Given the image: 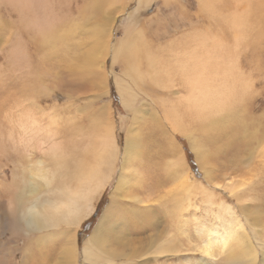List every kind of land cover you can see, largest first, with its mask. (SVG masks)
<instances>
[{"label": "rangeland", "instance_id": "1", "mask_svg": "<svg viewBox=\"0 0 264 264\" xmlns=\"http://www.w3.org/2000/svg\"><path fill=\"white\" fill-rule=\"evenodd\" d=\"M210 1L170 0V3H167L165 0H146L141 3L140 0H98L99 7L94 6L95 0H40V2H34L38 9L41 4L43 5L39 10V15L42 18V23L50 29H26L25 25L29 24L32 12L25 7V18H22L18 11L0 1V140L5 143V145L3 144L5 148L12 153L9 157L0 153V170L2 171H0V219H3L0 227V264H45L46 262V264H69L71 260L66 257V254H69L68 250L71 248V234L74 235V246L76 247V257L72 264H88L84 259V244L99 225L105 210L112 201L111 193L117 185V179L122 175L125 164L129 166L127 168L129 172L125 171L124 175L126 173L127 175L124 187L119 192L121 208L118 209L120 211L116 229L124 231L125 240L134 242L135 247H141L140 256L127 260L120 255V251L112 253L114 250H122L123 247L116 245L114 240H109L102 244V249L108 253L110 259L98 260L91 264H145L146 259H150L147 264H200L201 260H206L204 264H229L227 251L220 249L221 244L220 246L219 243L216 244L215 255L206 257L198 244H203L210 235L209 233L213 231L214 236L218 235L223 229L220 223L227 221L230 217V219L233 218L232 223L239 222L235 227L236 232H240L242 229L247 233L248 236L245 237L247 246H250L252 242L257 247L256 264H264V114H262L264 113V0H251L249 12L243 13L246 16L244 29H247V39L238 43L230 35L225 22L231 13H236L243 5L236 6L232 0H213L216 6V15L212 16L209 9ZM136 9L138 10L136 11ZM19 18L24 20V29L16 27L20 23ZM129 25L135 26L138 36L142 39L146 38V45L148 49H151L153 55L165 57L164 71L168 72L164 74L161 82L168 84L165 83L163 87L158 85L157 88L154 81L151 80L148 56L141 60L145 73L142 80L138 79L140 85L135 82L134 74L123 60H113L114 42L125 36V30ZM102 27L109 29H99ZM224 28L225 30H220V34L225 35L224 43L228 49L221 50L222 53L226 57L230 53L229 58L230 60L236 59L235 63L238 64L242 77L246 76L249 79L251 77L255 83L254 88L251 87L250 90L257 92H252V94L250 92L249 97L245 96L247 108L250 109L248 114L252 119L262 122L258 123L261 126L260 133L263 132V134L260 135L258 130L259 138L255 140L247 138L246 132L254 131L257 127L249 126L246 129L233 122L234 125L231 128L229 126L227 129L223 128L217 131H211V129L202 131L199 129L196 119L188 117L186 114H180L182 124L188 125L189 132H192L190 135L187 133L184 135L182 132L180 134V132L174 131L170 121L165 117L168 115L165 114V105L170 103L169 99L171 98L175 104L179 105V100L183 95L182 91L176 95L167 93L171 90V79L166 80V78H170L172 70H170L172 68L170 64H173L174 60L176 61L175 58H178L175 50L181 51L184 44H190L191 34ZM193 29L196 31L190 32ZM11 31L14 32V35L11 34ZM46 31H55L59 39L57 41H37L36 38ZM6 36L9 38L7 39ZM6 41L7 43L4 45ZM109 47L112 48V51L107 55L106 66L102 64L103 59L100 61L99 58L100 62L98 61L99 65L96 66L95 74L86 71L83 55L94 52L103 57L104 53L110 49ZM84 71L90 76L89 78L86 77ZM98 75H101V78ZM176 75L178 76V74L172 76L173 83L179 88L181 86L180 78H174L177 77ZM117 79H120L121 89ZM91 80L94 82L91 83ZM128 80L134 85V93L136 94L137 91L136 95L141 93L137 100L133 99L131 95H127L131 102V108L123 102L124 94L131 91ZM94 84L95 86H93ZM134 102L136 103L134 104ZM59 110L65 112L64 118H62L63 113ZM153 110H158L161 115L156 117ZM56 112L61 115L57 113L56 116ZM72 115L76 119L73 120L74 123ZM61 121L62 124L64 123L63 125ZM76 121H82L83 124ZM41 126L44 127L43 130ZM78 127L80 128L78 129ZM110 128L114 129L115 138L119 143L118 158L114 170L110 172L111 168L107 171L110 174L109 178L107 177L106 188H103L99 196L95 197L96 206L94 205L88 216L82 218L81 223L75 225L70 221V223L62 221L55 226H47L40 230H28L23 221H17L16 215L12 214L11 210L15 205L13 203L16 202L19 181L25 182L24 177H30V165L33 162L42 161L41 168L44 175L41 177L38 195L41 198L38 201L43 205L49 200L52 202L55 197L60 195L58 190L61 191L64 185H76L75 174L79 173L81 168V163L77 161L84 160L82 162L88 165L94 163L93 155L88 152V145L94 148L98 142L97 139L101 137L100 134ZM241 130H246V132ZM57 135H61V137H57ZM128 135L134 138L133 153L131 160L129 158L124 160L125 150L123 147L125 137ZM56 137L61 139H56ZM16 141H24L22 149L18 148ZM193 141L197 142L198 147L193 145ZM52 144L59 146H55L57 147L55 148ZM174 144L175 147H173ZM48 147L54 151L49 153ZM134 149L137 150L139 161L137 157L136 159L133 157ZM15 151L17 152L15 153ZM22 152L27 155L26 160L21 158L24 156ZM54 152L56 155L64 157L62 161L64 170L62 167L58 168L61 170L57 172L58 177L55 173L56 182H58L56 184L52 178L54 169L50 163ZM44 156H47L48 159H45ZM179 157L187 166L185 174H189L188 177H183L184 180H181L177 176L178 173L174 171L176 167L174 160H178ZM21 160L27 167L22 169ZM169 165L173 166V170L169 169ZM206 168L211 172V180L206 178ZM22 173L26 174L22 176ZM43 178H49L52 181L43 180ZM62 179L64 182L61 184ZM51 183L52 185H50ZM191 183L196 187L194 186V189L189 191L188 188L192 187ZM21 185L23 184L21 183ZM204 187L208 188V192H205L204 189L207 188ZM35 199L36 197L33 198V200ZM226 205L232 207V212H229L231 211L229 206V209L224 208ZM223 209H227L228 212ZM142 214L145 216V225L142 223L144 219ZM226 217L228 218L226 219ZM151 220L157 221L155 224L161 232V235L157 236L161 240L171 236H175L177 239L181 238L183 246L177 253L171 254L173 252L171 251L166 255H157V258L154 256L155 240L149 247L152 236V227L149 225ZM137 222H141L143 226L136 227ZM211 228H214L213 231L210 230ZM178 230L182 231L183 235L178 236ZM141 237L145 239H143L144 243L138 242V238ZM41 251L42 253H40ZM43 256L48 257L44 258ZM207 259L209 260L207 261Z\"/></svg>", "mask_w": 264, "mask_h": 264}, {"label": "bare ground", "instance_id": "2", "mask_svg": "<svg viewBox=\"0 0 264 264\" xmlns=\"http://www.w3.org/2000/svg\"><path fill=\"white\" fill-rule=\"evenodd\" d=\"M0 1H3V2L7 3L11 8L15 9L16 11H18L19 15L22 18H25V14H24L25 7H27L32 12V15L29 18V24L25 25L26 29H50L48 26H45V24L42 23V18H40V15H39V10H40V8L43 5L41 4L39 9H38V7H36L34 5V2H40V0H0ZM145 1L146 0H140L141 3L145 2ZM165 1L167 3H170L169 2L170 0H165ZM232 3L234 5H236V6L240 5V4L243 5V7L239 8L236 13L235 12L231 13L230 17L225 22L227 27L229 28L230 35H232V38L238 43V42H242V41L247 39V29H244L246 27V16L243 13H248L249 12L251 0H232ZM0 4H1V2H0ZM94 6L99 7L98 0H95ZM209 9H210L211 15L215 16L216 15V6H215V2L213 0L210 1V8ZM137 10L138 9H136V11ZM47 14L49 15V13H47ZM3 17H5V16H3ZM19 19H20V23H18L16 25V27H17V29H24V20L21 19V18H19ZM11 25H14V24H11ZM58 27H59V25H58ZM99 29H109V28L102 27V28H99ZM220 30H225V28L224 29H219V30L209 29L208 32L199 31V32H196L194 34H191L190 35L191 43L190 44H184L183 50L181 49V51H184V52H181L179 49L175 50L176 51V57H178V58L180 57V59L175 58L176 61L174 60V63L170 64L172 66V68H170V66H169L170 70L171 69L172 70H171V74L169 75L170 78H168V79L166 78V80L171 79L170 82H171V90L172 91L170 90L167 93H168V95L169 94H175L176 95L178 93H181V91H182L183 95L181 96L180 100L178 99L179 103H180L179 105L175 104V102H173L171 98L169 99L170 100L169 104L167 103L165 105L166 102L163 103L165 105V111H166L165 114H168L167 116H165V115L164 116L167 117V119L170 121V124H171L173 130L177 131V132H180V134L184 133V135H185V133H187V135H190V133H192V132H189V129L187 127L188 125L186 126L185 123H184L185 124L184 125V124H182L183 122H181L180 114L181 115L182 114H186L188 117H193L194 119H196L197 123L199 124V126H198L199 129H201L202 131H205L206 129H208V130L211 129V131H217V130H220V129H223V128L227 129V128H229V126L231 128L234 125L233 122H236V124L240 125L241 127H245L246 129L249 126L257 127L256 130L251 131L249 133L246 132V130L245 131L241 130L244 133L246 132V135H248L247 138H250L251 140H255V139L259 138L257 132L259 130V133H260V130H261V126H259V123H258L260 121H256V120L252 119L250 117V115L248 114V113H250V109L247 108L248 107V105L246 104V100L247 99L245 98V96L246 95L248 96V94L251 92L250 89H251V87L255 86L254 85L255 83H253V81H252L253 78H251V77H250V79L247 78L245 75L244 76L246 78L242 77L243 75L240 72V68L237 66L238 64L235 63L236 59L233 58V60H230V58H229L230 53H228V57H226L222 53L221 50H227L228 47L224 43L225 35L220 34ZM193 31H196V29H193L190 32H193ZM11 34L14 35V32L11 31ZM8 38L9 37H7V39ZM57 39H59V37L57 36V33L55 31L43 32L42 34H40L36 38L37 41H52V40L57 41ZM145 39L146 38L142 39L140 36H138L137 30L135 29V26L129 25L128 29L125 30V36L121 40L114 42L113 51H112V48L109 47L110 49H108L104 53L103 57L102 56L100 57L98 55V53H94V52H92V53L88 52L86 55H83L84 56L83 57L84 68H85L86 71L95 74L96 66L98 64L99 58H100V61L103 59V63L102 64L104 66H106V64H107L106 63L107 55L112 51L113 60L114 61L115 60H123L124 64H126L128 66V68H129V70L134 74V76H135L134 80L138 84V79L142 80L144 78V73H145L143 68H142V61L141 60L145 56H148V61L150 63V66H149L148 70H149V72H151V76H152L151 80L154 81V83L156 84L157 88L159 87L158 85L163 87L164 84L167 83V82H161L164 74L166 72H168L166 70L164 71V66L166 65V59H165L164 56H159V55H155V54L153 55V53L151 52V49H148ZM5 43H7V41L4 42V45H5ZM9 45H8V47H9ZM12 49H13V47H12ZM12 49H11V51H13ZM170 49H171V47H170ZM7 50H9V49H7ZM23 51H24V49H23ZM99 51H101V50H99ZM13 52H15V51H13ZM11 54H13V53H11ZM180 54H181V56H180ZM220 57H225V58H220ZM14 60H15V58H14ZM123 67H125V66H123ZM80 69H81V67H80ZM123 70H124V68H123ZM86 71H84L86 73L85 75H86V77L89 78L90 76L87 75ZM103 72H104V70H103ZM1 73H2V71H1ZM97 73H98V71H97ZM244 73H245V71H244ZM104 74H106V73L104 72ZM175 74H178V76L176 75L177 77H174V78H180L181 86L179 88L176 87L175 83H173L172 76L175 75ZM98 76L100 77L101 75H98ZM104 79H106V78H104ZM92 80H91V83L94 82V81L92 82ZM117 80H119L118 84H119L120 89H121V85L122 84L120 83V79H117ZM145 80H146V77H145ZM163 80H165V79H163ZM177 80H179V79H177ZM128 81L130 83V84H128V86L131 88V91L130 92L127 91L128 92L127 94L126 93L124 94L125 91L123 92V94H124V96H123L124 97L123 98L124 101L123 102L126 104L127 107L131 108V105H130L131 102H130V99H128L127 95H131L133 97V99L137 100V97L141 93L139 95H136L138 91L135 94L134 93L135 90L133 91L134 85L131 83L130 80H128ZM100 82H101V80H100ZM105 82H106V80H105ZM115 82H116V80H115ZM124 84H125V82H124ZM98 85H97V87H98ZM105 85H106V83H105ZM138 85H140V84H138ZM93 86H95V84ZM106 87H108V85H106ZM130 88H125V89L129 90ZM169 89H170V87H169ZM139 91H142V90H139ZM164 92H165V90H164ZM252 92H257V91H253L252 90ZM252 92H251V94H252ZM258 92H259V89H258ZM251 94H249V95H251ZM6 95L7 94H5V96ZM253 95H254V93H253ZM98 96H100V95H98ZM2 97H4V96H2ZM159 97H160V95L158 96V98ZM164 97H166V96H164ZM168 97H170V96H168ZM176 98H178V97H176ZM7 99H8V97H7ZM165 101H167V99H165ZM171 101H172V103H171ZM135 103L136 102H134V104ZM151 104H153V103H151ZM161 105H162V103H161ZM140 108H141V106H140ZM153 108H154V106H153ZM137 109H139V108H137ZM161 109H163V108H161ZM60 111L61 110H59V112ZM133 111H134V109H133ZM45 112H47V111H45ZM59 112H56V116H57V113H59ZM153 113H154V115H156V117H159L161 115V114H159L160 112L158 110H155V111L153 110ZM64 114H65V112L62 114L63 115V117L61 116L62 118H64ZM73 114H75V113H73ZM262 114H264V113H262ZM67 116H69V115H67ZM72 116H73V119L72 118L71 119L73 121L75 118H74V115H72ZM76 116H77V114H76ZM53 119H55V118H53ZM111 119H112V117H111ZM59 120H63V119H59ZM184 121H185V119H184ZM76 122H80V121H76ZM50 123H47V124H50ZM73 123H74V121H73ZM260 123H262V122H260ZM33 124H34V122H33ZM61 124H62V121H61ZM69 124H70V122H69ZM69 124H68V126H69ZM81 124H83V123H81ZM2 126H3V124H2ZM47 126L49 127V125H47ZM58 126L60 127V125H58ZM80 127H78V129ZM192 127H194V126H192ZM56 128H58V127H56ZM172 128H170V129H172ZM43 129H44V127H42V130ZM199 129H198V131H199ZM72 130L76 131V129H72ZM139 130H140V128H139ZM234 132H236V131H234ZM3 133H5V131H3ZM34 133H36V132H34ZM30 134L32 135V132H30ZM45 134H47V133H45ZM262 134H263V132L260 133V135H262ZM100 135H101V137L99 136L100 138L97 139L98 142H96V145H95L94 148L91 145H88V147H89V151L88 152L93 155L94 163L91 164V165H88V164L82 162L84 160L77 161V162L81 163V164L79 163L81 168L79 169V173L76 172V174H75L76 178H77L76 185L75 186H65L63 184L64 186L61 188V191L58 190V193L60 195L55 197V199L52 202L49 200V198L48 199L46 198L47 200H49V202L46 201L47 203L45 202L46 203V204L44 203L45 205H43V203L38 201V199L41 198V197L38 196L39 192H40L39 191V186H41V184H40L41 177L44 175V172L42 171V168H41L42 161L33 162L30 165V167H29L30 177L29 178H25L24 177V179L26 180L25 182H23V181L22 182L19 181V183L17 182L18 183V190H17L16 199H15L16 202L13 203L15 205H13L12 210H11L12 214L16 215L17 221L21 220V221H23L25 223V226H26L25 228L26 229L28 228V230H40V229H42L44 227H47V226H51V225L55 226L56 224H58V223H60L62 221H66V223H67V221L68 222L70 221L73 225H75V224H78L81 221L82 218H84L85 216H88V214L91 213V210L94 208V205L96 203V201L94 203L95 197L99 196V194L101 193L103 188H106L105 185H106V183L108 181L107 177L109 178V174H110L107 171H109L111 168L112 169L110 170V172L114 170L116 162H117V158H118L117 154H118L119 143H118V140L115 138L114 129L110 128V129L106 130L105 132H103ZM2 136H4V135H2ZM16 136H18V135H16ZM22 136L24 137V135H22ZM45 136H48V135H45ZM59 136L61 137V135H59ZM59 136L57 135V137H59ZM77 136H79V135L77 134ZM171 136H173V135H171ZM57 137H56V139H61V138H57ZM125 138H126V140H125L124 147H123L124 150H125L124 160H125V158H129L131 160L132 153H133V139L134 138H132L131 135H128ZM10 139H12V138L10 137ZM77 139H78V137H77ZM24 141L23 142L22 141H20V142L16 141L18 148H21L22 146H24ZM76 142H74V143L72 142V143L75 144ZM3 144L5 145V143H2L1 140H0V153H3V155H5L6 157H9L10 154H12V153L9 150H7ZM53 144H52V146H53ZM69 145L70 144H68V146ZM193 145L195 147H198L197 142H195V141H193ZM55 146L58 147L59 145H55ZM55 146H53V147H55ZM176 146H178V145H176ZM57 147H55V148H57ZM70 147H71V145H70ZM173 147H175V144H174ZM64 149H65V147H64ZM64 149H61V150H64ZM72 149H74V148H72ZM135 149H134L135 155H133V157L136 159L137 150H135ZM28 150H26V151H28ZM31 150H32V148H31ZM33 150H35V149H33ZM47 150H50V151H48L49 153L54 151V150L51 151L52 150L51 148H49ZM16 152L17 151H15V153ZM66 152H67V150H66ZM74 152H76V150ZM85 152L87 153V151H85ZM26 153L28 154V152H26ZM86 153H84V154H86ZM22 154L24 155L23 152H22ZM22 154H21V156H23ZM30 155H32V154H30ZM26 156L27 155H24L21 158L23 160H26L27 159ZM44 157H46L45 159H48L47 156H44ZM52 157L53 158L50 161V163H51V165L53 166V169H54V172L52 174V176H53L52 178H54V181H55L54 183L56 184V183H58V182H56V176L58 177V173L57 172L61 171V170H58V168L62 167V169H63L62 161H63L64 157H62V155H58V154L56 155V152H54L52 154ZM12 158H14V157H12ZM18 158H19V156H18ZM49 158H50V156H49ZM137 159H138V157H137ZM140 159H142V158H140ZM23 160H21V162L23 163L22 164V169L27 167V166H25V163L23 162ZM15 161H16V159H15ZM15 161H14V163H15ZM138 161H139V159H138ZM5 163H6V161H5ZM11 163H12V161H11ZM174 163H175V166H176L174 171L176 173H178L177 176L180 177L181 180L183 179L184 176H187V175L189 176L188 173L185 174V169H187L186 168L187 166H186V164L184 163V161L180 157H179L178 160H176V161L174 160ZM102 165H103V167H101ZM20 166H21V164H20ZM52 166H51L50 170L52 169ZM169 166H170L169 169H171L173 167L171 165H169ZM14 167H16L15 164H14ZM128 167L129 166L126 165V164L123 167L122 175H120V177L117 179V182H116L117 185L114 188L113 192L111 193V196H112L111 200L112 201L110 202L109 206L105 210V212H104V214H103V216H102V218L100 220L99 225L94 229L93 233L90 235V237L86 240V242L84 244V247H83L84 259H85V261L88 264H91V262H95V261L102 260V259H107V260L110 259L109 256H108V253L102 249V247H103L102 244L107 242V241H109V240H114L113 242H115L116 245H119L120 247H123L122 250H120V249L119 250H114L112 253H115V252L117 253V252L120 251V255H122L127 260L133 259L135 257L138 258L140 256V252L139 251L141 250V247H139V246L135 247L136 244H134V242H131L129 240H125L124 231H122V230L120 231V230L116 229L118 227L117 226L118 225L117 220L119 218L118 216H119V211H120L118 209L121 208V206L119 205L121 203L119 192L123 190L124 182H125V178H126L127 173H126V175H124V174H125L126 170H127V172H129V170L127 169ZM17 168H19V167H17ZM2 169H4V168H2ZM76 170H77V168H76ZM172 170H173V168H172ZM74 172H75V170H74ZM55 173H56V176H55ZM63 173H64V171H63ZM205 173H206V178H209V180H211L212 176H211L210 170L206 168L205 169ZM24 174H26V173H24ZM24 174L22 176H24ZM27 174H28V172H27ZM10 175H11V173H10ZM45 179L46 178H43V180H45ZM67 179H68V177H67ZM46 180L49 181L50 179L48 178ZM63 180L64 179H62V181L60 180L61 184L64 182ZM50 181H52V180H50ZM195 182H197V181H195ZM21 183L23 185H21ZM71 183H73V182L71 181ZM47 184L48 183H46V185ZM15 185H16V183H15ZM50 185H52V183ZM191 185H192V187L188 188L189 191H192L194 189V186L196 187V185H193V183H191ZM191 185H188V186H191ZM201 188H203V187H201ZM204 188H207V187H204ZM53 190H55V189H53ZM198 190L200 191V189H198ZM204 190H205V192L206 191L208 192V188L204 189ZM204 190H201V191L204 192ZM52 191H51V193H52ZM232 192H234V191H232ZM58 193H56V194H58ZM28 194H29V196H28ZM41 195H44V194H41ZM55 195H53V196H55ZM37 196H38V198H37ZM34 197H36L35 200H33ZM45 197H46V195H45ZM212 197H214V196H212ZM133 203H135V202H133ZM10 206H12V204H10ZM228 206L229 205H226V206H224V208L225 207L227 209L230 208L231 211H229V212H232V207L229 206V208H228ZM227 209H223V211H226ZM128 210H129V208H128ZM227 212H228V210H227ZM12 214H11V217H12ZM142 217H144L142 223L145 225L146 223H144L145 222L144 214H142ZM227 218L228 217H226V219ZM230 218L227 221H222L221 220L222 223H220V224H222V228L223 229L221 228L222 231H220L218 233V235L214 236L213 229L215 227L211 228L210 230L213 231V232L209 233L210 235H208V238H206L205 242L203 244H198V247L205 254V257L207 255H209V256L211 255L212 256V255L216 254V250L217 249H215V246H216L217 243H219V246H220V244L222 246V247H220V249H222V251H225V250L227 251V259H228L227 262L229 261L230 262L229 264H245V263L256 264L257 259H258L257 247L251 241H250L251 242L250 246H247L246 239H245V237L248 236L247 233H245V231L242 230V229L240 230V232H236L235 227L238 225L239 222L237 224L236 223H232L233 221L231 222V220H233V218L232 219H230ZM236 218H238V217H236ZM223 219H224V217H223ZM239 221H241V220H239ZM2 222H3V219H0V227L2 225L1 224ZM149 222H150L149 225L152 227L151 243L149 244V247H151L152 242L155 240V245L156 246H155V251H154L155 255L154 256L156 258L158 257L157 255H159V256L160 255H166L167 253H169L171 251H173V252H171V254L177 253L179 251V249L182 248V246H183L182 240H181L180 237H178V236L183 235L182 231L178 230V234H179L177 236L178 239L175 236H171L170 238L161 240L160 238H158L159 236H157V235H161L160 230H158L157 225L155 224L157 221L155 222L154 220H151ZM201 222H203V221H201ZM211 222L213 223L212 220H211ZM219 222H220V219H219ZM217 223H218V221H217ZM4 224H3V226H4ZM207 224L210 225L209 223H207ZM220 224L218 223V225H220ZM226 224H228V225H226ZM234 224H235V226H234ZM240 225H241V223H240ZM60 226H61V224H60ZM142 226L143 225L141 224V222H137L136 227H142ZM211 226L213 227V225H211ZM211 226H209V227H211ZM1 229H3V228H1ZM206 231H208V230H206ZM27 233H29V232H27ZM199 236H200V233H199ZM143 239L141 237V238H138L139 241L138 240L137 241L140 242V243H144L145 239L144 240ZM183 239H185V238H183ZM48 241H50V240L48 239ZM43 242L45 243V241H43ZM70 242H71V248H70V250H68L69 254H66V257L71 260L69 262V264H72V261L76 257V247L74 246V235L73 234H71V241ZM2 251H4V250H2ZM218 251H221V250H218ZM40 253H42V251ZM46 257H48V256H46ZM46 257H44V258H46ZM41 258H42V256H41ZM146 260L147 261L144 262L145 264L150 262L149 261L150 259H146ZM208 260L209 259H207V261ZM43 261L45 262V260H43ZM48 261H49V259H48ZM205 261L206 260H201L200 262H202V263H200V264H204ZM35 264H37V263H35Z\"/></svg>", "mask_w": 264, "mask_h": 264}]
</instances>
